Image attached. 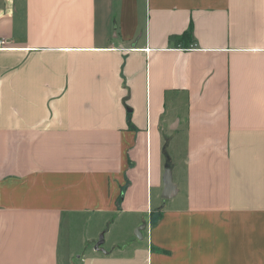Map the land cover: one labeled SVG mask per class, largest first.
Returning <instances> with one entry per match:
<instances>
[{
	"label": "crops",
	"instance_id": "0c3cea01",
	"mask_svg": "<svg viewBox=\"0 0 264 264\" xmlns=\"http://www.w3.org/2000/svg\"><path fill=\"white\" fill-rule=\"evenodd\" d=\"M0 40V264L81 220L80 264H264V0H0Z\"/></svg>",
	"mask_w": 264,
	"mask_h": 264
},
{
	"label": "rangeland",
	"instance_id": "374dc122",
	"mask_svg": "<svg viewBox=\"0 0 264 264\" xmlns=\"http://www.w3.org/2000/svg\"><path fill=\"white\" fill-rule=\"evenodd\" d=\"M80 228L77 230L76 232V237H75V242H74V247L76 249V252H78L77 254L79 255L81 253V251L85 250L88 245H87V241L88 239H90L91 236H95L96 233H98V231L103 230V227H100V225H102V223L100 224L97 220L93 221V222H89L87 223V221H80ZM103 232V231H102ZM102 232L100 234H102ZM76 252H70L71 255L68 258V261H66V263L64 264H80L78 258L75 257V253ZM66 243L64 240V244L62 246V257L63 259L66 258Z\"/></svg>",
	"mask_w": 264,
	"mask_h": 264
},
{
	"label": "water",
	"instance_id": "95a60500",
	"mask_svg": "<svg viewBox=\"0 0 264 264\" xmlns=\"http://www.w3.org/2000/svg\"><path fill=\"white\" fill-rule=\"evenodd\" d=\"M176 193V186L172 180V172L170 168L166 169V173L164 175V191H163V198L169 199ZM104 243V235L101 234L99 241L97 242L95 249H102L101 245Z\"/></svg>",
	"mask_w": 264,
	"mask_h": 264
},
{
	"label": "trees",
	"instance_id": "16d2710c",
	"mask_svg": "<svg viewBox=\"0 0 264 264\" xmlns=\"http://www.w3.org/2000/svg\"><path fill=\"white\" fill-rule=\"evenodd\" d=\"M177 38H178L179 43H181L183 39H185L187 41L186 43H188V42L190 43L193 39L192 30L189 29V31H185L182 35H179V37H177ZM159 216L160 215H158L157 217H159Z\"/></svg>",
	"mask_w": 264,
	"mask_h": 264
},
{
	"label": "built area",
	"instance_id": "2783aa9c",
	"mask_svg": "<svg viewBox=\"0 0 264 264\" xmlns=\"http://www.w3.org/2000/svg\"><path fill=\"white\" fill-rule=\"evenodd\" d=\"M2 43V41L0 40V44Z\"/></svg>",
	"mask_w": 264,
	"mask_h": 264
}]
</instances>
